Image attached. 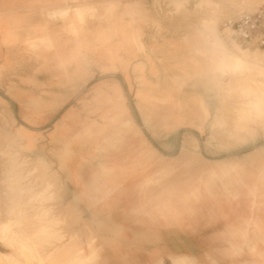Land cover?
I'll use <instances>...</instances> for the list:
<instances>
[{
	"label": "rangeland",
	"instance_id": "obj_1",
	"mask_svg": "<svg viewBox=\"0 0 264 264\" xmlns=\"http://www.w3.org/2000/svg\"><path fill=\"white\" fill-rule=\"evenodd\" d=\"M2 1L0 10L23 11L24 26L12 31L10 43L1 47L17 45L11 59L0 57V264L102 263L98 238L89 243L76 229L81 220L70 208L73 186L68 184L67 190L62 181L69 173L66 159L49 151L56 125L70 111L75 115L66 134L96 137L92 160L87 159L83 169L94 174L97 188L88 192L81 184L75 187L82 191L83 201L75 207L84 218L80 228L92 209L108 207L110 217L122 218L129 226L211 231L221 258H208L205 264H264V50L240 47L220 27L227 18L263 6L264 0H206L222 6L199 19L180 15L194 14L195 0L180 10L177 4L185 0ZM84 5L96 7L88 9L90 26L100 17L98 23L108 28V35L119 31L105 45L122 42L121 26L129 35L141 28L144 36L137 32V40L143 39L145 52L138 49L134 60L146 63L143 68L131 64L124 69L119 63L111 68L98 54L88 63L86 76L72 82L53 76L61 71L57 64L41 68L44 47L38 26L59 24L67 18L57 12ZM76 12L84 16L83 10ZM93 17L97 19L90 20ZM213 31L225 41L224 48L213 46ZM61 38L67 40L62 45L67 51L77 36L68 30ZM58 43L44 49L53 54ZM232 57L241 61L231 63ZM146 68L147 77L136 79ZM72 69L68 66L67 71ZM149 75L157 80L154 85ZM120 96L121 110L126 108L132 119L128 126L108 119L111 104ZM104 97L111 104L103 102ZM6 110L14 120L12 128L3 117ZM91 121L104 127H90ZM141 137L176 162L170 167L143 165L146 170L138 177L120 176L118 189L105 198L101 192L111 185L109 181L101 189L106 183L103 171L111 175L142 163L137 154ZM210 160L222 162L211 165ZM210 165L219 176L208 172ZM222 201L233 202V231L216 221Z\"/></svg>",
	"mask_w": 264,
	"mask_h": 264
},
{
	"label": "crops",
	"instance_id": "obj_2",
	"mask_svg": "<svg viewBox=\"0 0 264 264\" xmlns=\"http://www.w3.org/2000/svg\"><path fill=\"white\" fill-rule=\"evenodd\" d=\"M105 1L108 0H96V2ZM1 5H3V1L0 2V6ZM89 8H92L94 9L93 11H96V7L94 5L75 6L72 8L62 9L57 13L61 16L66 15V20L61 21L59 24L54 23L52 25L51 23L44 22L43 26L41 25L42 27L38 26L39 28L37 30L41 31L43 34V38L40 37L41 42L39 43H41L45 49L46 47L55 48L53 43L59 40V48L58 50H55L53 54L49 53V51H46L44 48V50L42 49L39 53L42 59L41 68L49 70L51 67L50 63L57 64L61 71L58 74H54L53 76L58 77L59 80H68L70 82H72L71 80L73 79H81L83 76H86V67L88 66V63L93 62V55L96 54H98V59L101 62L111 66V68L115 63L121 64L124 69L129 66L131 67V64H134V68H143V64L146 65V63L136 62V60H134L135 57H137V50L141 49L144 51L145 48L142 42L143 39L142 41L141 39L137 40V32L141 33V28L139 27L138 29H135L133 33L129 35L126 32L127 27L121 26L122 30H120V35L122 36V42L118 43L113 41L111 44L105 45L104 43L108 41V37L111 39V35L115 36V31H119L115 30L112 34L108 35V28H103L101 23H98L100 21L99 14L96 15L99 17V21L93 26H90L86 20ZM79 9L84 11V16L82 18H80L76 12ZM22 13L23 11L19 9L0 10V57L3 55H8L10 59L12 58L11 56H13L12 54L14 53L13 49L17 47V45L14 48L4 47V49H2L1 47L2 45L7 46V44L10 43L9 37L12 31L15 32L24 26V21L21 22L24 17ZM97 17L95 18L97 19ZM95 18L93 17V19L90 20L94 21ZM68 30L74 33L77 38L74 40V43L69 48V50L66 51L62 45L65 47V45H67V40H62L61 34L62 32H66ZM82 34L85 36L84 39L80 37ZM141 34L144 36L143 31ZM132 36H134V38H132ZM91 37L99 38L101 42L94 43ZM38 45H35L34 47L37 48ZM232 49H234V52H236L235 48H232L231 46V50ZM68 66H73L72 72L70 73L67 71ZM130 69L132 71V68H129L127 74L129 79L131 76ZM149 71L150 70L146 68L144 72H137V74H135V78L139 79L142 77V74L147 77L146 73ZM149 81L153 85L155 84V81L157 82L154 76H150ZM121 97L122 96L117 99L116 103L112 104L107 98L104 97L105 99L103 102L107 101L112 105V111H110V113H112V118H108L111 119V123L116 122V124L118 123L121 126H128L130 125L132 119L126 108L121 110L123 101ZM108 113L109 111L104 113L102 118L107 119L106 115ZM74 115V112L70 111L66 113L58 122L55 132L50 139L52 146L49 151H52L53 153L58 152V156L60 153H62L61 158L66 159V166L69 167V173L68 175L62 176V181L66 182L67 190L68 184L73 186L70 208H72L74 211L73 214L75 216H80L81 220L76 229L80 231L81 236L87 238L89 243L90 241L92 242L98 238L99 243L103 248L101 264H180V262L185 264H205L207 262L206 259L208 258H221L218 253V250H220L218 246L220 245L217 244V246L212 242L211 231L204 229L200 230L197 228L178 229L174 226L171 228H165L164 230L157 229L156 227H148L147 225L142 227L137 225L129 226L128 224L124 223L125 221L122 218L119 220L112 216L110 217L109 212L112 210H109V208L105 207L104 205L103 207L108 210L92 209L90 211V217L87 219V224L83 226V228L82 226L80 228L84 218L82 216V212L75 210V207L83 201L82 191L76 192L75 187L81 184L84 190H87L88 192H92L95 188H97L94 180V174L91 175L92 172L87 173L83 169L84 162L87 161V159L90 161L92 160L91 156L95 152L94 149H96L93 147L95 144L93 141L96 137L92 136V138L88 140V138L84 137L82 132H76L72 135H67L66 131H68L67 126L69 124L68 120L73 118ZM3 117L7 124L12 128L14 120L11 117V114L6 110ZM92 125L97 129L100 128L99 130L104 127L103 125L99 127L100 125L96 121H91L89 123L90 127ZM17 129L21 130L23 128ZM139 145L141 149L137 154L141 161L144 160L142 163L136 165L134 164L131 168L127 169L120 168V170H116L114 173H111V175L108 174V171H103L102 177L105 176L104 178L106 179L104 182L106 183H103L100 186L101 189H103L104 185L109 181L111 185L105 187L104 191L101 192L107 195L104 196L105 198L109 199V193L118 189L120 182L116 179L120 176L126 175L129 177H138L146 170L143 165L148 166V164L150 165L151 163H160L170 167L176 162L175 157L168 158L164 156L142 137L140 138ZM181 149L184 151L186 150L184 142L181 145ZM64 152H66L67 155L63 154ZM207 162H211L209 164L214 165L215 163H220L222 161L210 160ZM55 164L58 166V163ZM211 165L207 169L208 172L214 176H219L215 174V172L211 171ZM66 176L69 177V179L67 178L66 180ZM113 199L115 200V198ZM118 203L119 202L116 201L114 205L117 206ZM223 206L217 205L216 207V221L218 223L221 222L220 224H224V228L226 230L231 229L233 231L235 229L233 225H236L231 221L230 217V215H232V210H234L233 202H224ZM121 214L127 215L126 213ZM232 217L233 221H235V218L237 221V216ZM261 219L263 220L262 217ZM142 222L143 221L140 223ZM262 224L264 223L262 222ZM89 243L87 246H89ZM182 256L186 257L183 258ZM251 264L256 263L254 262Z\"/></svg>",
	"mask_w": 264,
	"mask_h": 264
},
{
	"label": "built area",
	"instance_id": "obj_3",
	"mask_svg": "<svg viewBox=\"0 0 264 264\" xmlns=\"http://www.w3.org/2000/svg\"><path fill=\"white\" fill-rule=\"evenodd\" d=\"M220 27L240 47L264 49V5L224 20Z\"/></svg>",
	"mask_w": 264,
	"mask_h": 264
},
{
	"label": "bare ground",
	"instance_id": "obj_4",
	"mask_svg": "<svg viewBox=\"0 0 264 264\" xmlns=\"http://www.w3.org/2000/svg\"><path fill=\"white\" fill-rule=\"evenodd\" d=\"M190 0H185V2H184V4H181V5H178L177 4V8H179V10H180V8H182V7H184L185 6V4L186 3H188ZM223 4V3H222ZM229 4V3H228ZM221 2H217V3H211V1L210 2H208V1H206V0H195V13L194 14H192V13H188V12H186V11H183V12H180V15L181 14H183L182 16H183V18H188V16L190 17V16H192V18H196V19H199L200 18V16L201 15H203V14H206L209 10L210 11H215V10H219V8H221ZM176 7V6H175ZM178 10V9H177ZM209 11V12H210ZM78 13V12H77ZM208 14H210V13H208ZM237 16V15H236ZM80 17V16H79ZM197 17H199V18H197ZM213 16H212V14H211V16H209V18H212ZM234 17V16H233ZM233 17H230V18H227V19H231V18H233ZM191 18V17H190ZM227 19H225V20H227ZM224 21V20H223ZM223 21L221 22V24L223 23ZM180 22H181V20H180ZM14 24V23H13ZM11 26V25H10ZM7 27H9V26H7ZM230 36V35H229ZM231 38V37H230ZM212 42H213V46H216V47H219V48H224L225 47V41L224 40H222L220 37H219V35L217 34V32H215V31H213V33H212V40H211ZM254 50H264V49H260V48H254ZM243 60V59H242ZM241 60L239 59V58H236V57H232L231 59H230V62L231 63H239ZM243 61H245V60H243ZM56 181H54V183H55ZM63 189V188H62ZM62 191V190H61ZM112 226V225H111ZM0 255H1V253H0ZM3 256V255H2ZM183 257V256H182ZM184 257H186V256H184ZM183 257V258H184ZM187 260V259H186Z\"/></svg>",
	"mask_w": 264,
	"mask_h": 264
}]
</instances>
